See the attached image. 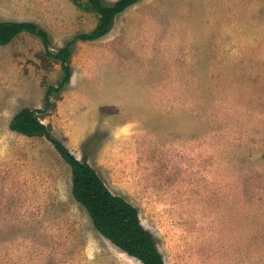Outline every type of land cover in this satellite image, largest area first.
Instances as JSON below:
<instances>
[{"label":"rangeland","instance_id":"obj_1","mask_svg":"<svg viewBox=\"0 0 264 264\" xmlns=\"http://www.w3.org/2000/svg\"><path fill=\"white\" fill-rule=\"evenodd\" d=\"M5 20L53 51L98 22L71 0H0ZM69 63L38 116L138 208L164 263L264 264V0H140ZM62 75L29 32L0 45V264H143L94 227L51 141L10 128Z\"/></svg>","mask_w":264,"mask_h":264},{"label":"trees","instance_id":"obj_2","mask_svg":"<svg viewBox=\"0 0 264 264\" xmlns=\"http://www.w3.org/2000/svg\"><path fill=\"white\" fill-rule=\"evenodd\" d=\"M85 12L95 13L98 18L96 27L86 33H79L57 51L51 50V37L46 29L33 21H0V45H7L18 35L29 32L40 38L47 54L60 62L63 75L58 86H50L46 92L44 109L23 108L12 119L10 128L27 136L47 137L63 159L72 167V193L88 212L94 227L115 246L122 249L143 264H165L155 246L149 230L142 224L138 208L120 195L114 194L85 159H78L70 148L53 136L48 125L42 122L38 112L49 110L54 93L60 92L71 82L72 65L69 63L78 41H94L104 37L111 29L115 19L140 0H71Z\"/></svg>","mask_w":264,"mask_h":264},{"label":"crops","instance_id":"obj_3","mask_svg":"<svg viewBox=\"0 0 264 264\" xmlns=\"http://www.w3.org/2000/svg\"><path fill=\"white\" fill-rule=\"evenodd\" d=\"M256 248H257L258 250L264 252V245H262L261 247H260V245H259V246H257ZM252 249H254V248H252ZM252 249H251V250H252Z\"/></svg>","mask_w":264,"mask_h":264}]
</instances>
